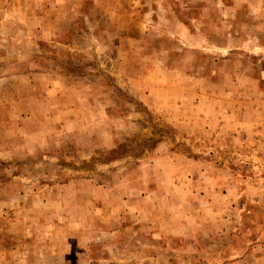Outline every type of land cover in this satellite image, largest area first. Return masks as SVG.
<instances>
[{
	"label": "rangeland",
	"instance_id": "rangeland-1",
	"mask_svg": "<svg viewBox=\"0 0 264 264\" xmlns=\"http://www.w3.org/2000/svg\"><path fill=\"white\" fill-rule=\"evenodd\" d=\"M262 240L264 0H0V264Z\"/></svg>",
	"mask_w": 264,
	"mask_h": 264
},
{
	"label": "crops",
	"instance_id": "crops-1",
	"mask_svg": "<svg viewBox=\"0 0 264 264\" xmlns=\"http://www.w3.org/2000/svg\"><path fill=\"white\" fill-rule=\"evenodd\" d=\"M262 247H264V240H262L261 244H260ZM251 247L253 246H250V249ZM251 253H252V250H249L247 251V253H245V255L243 256L242 260L239 261V259H233V260H230L229 262L225 263V264H252V262L250 263V259H251ZM262 260H264V254L262 255ZM221 261V260H220ZM242 261V262H241ZM220 263V262H219Z\"/></svg>",
	"mask_w": 264,
	"mask_h": 264
}]
</instances>
